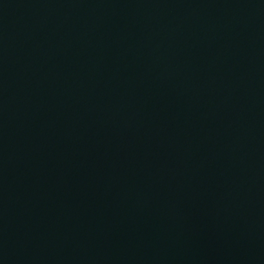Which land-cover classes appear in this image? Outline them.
<instances>
[{"label": "water", "instance_id": "obj_1", "mask_svg": "<svg viewBox=\"0 0 264 264\" xmlns=\"http://www.w3.org/2000/svg\"><path fill=\"white\" fill-rule=\"evenodd\" d=\"M0 264H264V0H0Z\"/></svg>", "mask_w": 264, "mask_h": 264}]
</instances>
